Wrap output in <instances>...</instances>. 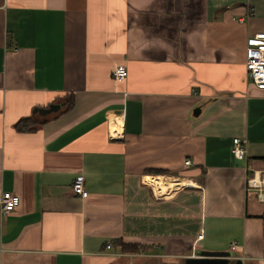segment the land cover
<instances>
[{
    "label": "crops",
    "instance_id": "1",
    "mask_svg": "<svg viewBox=\"0 0 264 264\" xmlns=\"http://www.w3.org/2000/svg\"><path fill=\"white\" fill-rule=\"evenodd\" d=\"M262 31L264 0H0V193L20 197L0 212V264H264V200L246 188L264 172V89L246 71ZM69 93L71 109L33 111Z\"/></svg>",
    "mask_w": 264,
    "mask_h": 264
},
{
    "label": "built area",
    "instance_id": "2",
    "mask_svg": "<svg viewBox=\"0 0 264 264\" xmlns=\"http://www.w3.org/2000/svg\"><path fill=\"white\" fill-rule=\"evenodd\" d=\"M247 78L252 81L258 88L264 89V31L249 36L247 40V60H246ZM128 68L125 64H118L112 71V77L115 80H122L128 76ZM233 153L238 159H245L247 153V140L242 137H234ZM185 163L191 164V160ZM247 190L257 191L258 198L264 200V172L254 171L247 178ZM74 194L82 197L89 195L85 188V179L83 175H78L72 184ZM20 203V197L12 192L0 193V212L6 215L13 211ZM203 235H199L198 239ZM113 243L108 241L106 247L110 249ZM239 246L237 241L232 242L231 250H236ZM246 259V256H241Z\"/></svg>",
    "mask_w": 264,
    "mask_h": 264
},
{
    "label": "water",
    "instance_id": "3",
    "mask_svg": "<svg viewBox=\"0 0 264 264\" xmlns=\"http://www.w3.org/2000/svg\"><path fill=\"white\" fill-rule=\"evenodd\" d=\"M63 102H54L48 107L34 108V112L38 111L41 115H49L57 113L62 109ZM231 252H203L195 257H186L180 264H242L240 259L231 260L229 257Z\"/></svg>",
    "mask_w": 264,
    "mask_h": 264
},
{
    "label": "trees",
    "instance_id": "4",
    "mask_svg": "<svg viewBox=\"0 0 264 264\" xmlns=\"http://www.w3.org/2000/svg\"><path fill=\"white\" fill-rule=\"evenodd\" d=\"M61 98L63 99V107H65V110L71 109L75 104V94L73 93L64 94ZM37 122L38 121L33 117H26L19 120L16 124V127L20 131H26L31 129ZM145 172L153 174H162L166 173L167 170L161 168H147ZM114 245L120 247L123 251H137L139 249V246L137 244L125 242L123 241V239H116L114 241Z\"/></svg>",
    "mask_w": 264,
    "mask_h": 264
},
{
    "label": "bare ground",
    "instance_id": "5",
    "mask_svg": "<svg viewBox=\"0 0 264 264\" xmlns=\"http://www.w3.org/2000/svg\"><path fill=\"white\" fill-rule=\"evenodd\" d=\"M164 182H165V188H167V187L172 188L175 185H178L179 183H181V181L168 180V179H165Z\"/></svg>",
    "mask_w": 264,
    "mask_h": 264
}]
</instances>
